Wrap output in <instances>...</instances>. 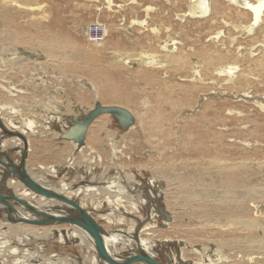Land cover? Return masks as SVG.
I'll return each mask as SVG.
<instances>
[{
  "label": "rangeland",
  "instance_id": "rangeland-1",
  "mask_svg": "<svg viewBox=\"0 0 264 264\" xmlns=\"http://www.w3.org/2000/svg\"><path fill=\"white\" fill-rule=\"evenodd\" d=\"M32 1L35 2V0ZM195 1L38 0L49 12V23L56 21L60 27L58 29L54 26L47 40L58 44V41L63 39L61 43L63 50L55 49V51L56 53L59 50L64 51L68 60L61 62L58 58L50 57L45 51L46 47L39 48L25 44L15 49L14 44L5 42L4 45H7L9 50L18 52L17 55H23V62H17L16 65L14 62H9L8 68L15 69L19 66L26 72L13 74V71L8 70L10 75L4 74L6 64L1 60L2 56L7 57V55L0 51V83L19 89V91H14L16 94H11L10 91L0 86L1 94H8L10 98L17 96L13 102L4 101L3 107L11 106L10 108L14 109L10 111L9 116H13V113L17 114L20 120L19 125L26 113L41 120L53 110L54 116L52 115L51 119L54 125L47 124L49 127L46 128H50L54 135L56 152L54 156H48V162L54 164L52 166H57V174L60 176L49 175L47 170L48 173L43 171L42 167H37L34 163L37 161H32V154L29 151L31 157L27 160V168L40 176V180L47 179L46 184L59 190L62 180L73 186L83 184L87 179H92L90 184L93 187H97V184L99 186L108 185L112 180L117 184L115 191L105 187L98 193L93 192V195H89L90 198L87 199L90 203L87 208L90 210L92 204L104 205L111 199H117L120 207L116 210L114 208V213L111 212V217L116 222L107 227L110 234L119 233L122 230L127 231L128 228L136 231L138 228L141 229V226L151 224L150 226L153 227H149L150 229L148 228L142 236L150 238L151 242L154 241L155 247L153 246L151 252L165 264H170L169 259L172 264H207L208 262V264H215L219 260H223L222 264H264V254L259 253L260 248H264V232L221 230L218 227L220 218L227 217L224 215L225 212L217 211L225 209L222 200L211 198L207 201H200L194 198L197 192L223 193L221 175L225 172L220 166L226 162L222 158L228 156L255 160L252 165L253 174L246 173L248 187L250 189L264 188V16L258 25L252 27L253 14L245 8L243 0H208L210 8L208 13L203 11L199 0ZM250 1L258 2V0ZM237 10L242 11L243 14L237 15ZM147 18L151 20V23ZM92 22L107 27L106 37L100 42L103 45L91 43L87 39L86 31ZM141 28L143 31L140 30ZM157 37L160 40H157ZM141 52H151L157 55V61L160 63L146 64L141 59L136 61L134 58ZM218 52L224 55L220 65L236 67L233 69L234 78L231 79V76L226 73L221 75L214 73L215 79L212 81L205 77L203 69H201L202 77L198 76L194 68L195 63L197 61L200 63L201 60L200 66L202 63L207 64L205 57L211 53L217 56ZM40 56L42 58H39ZM118 68L125 73L127 79H130L126 84L130 90H126V93L117 89L126 79L117 71ZM146 79L151 82L148 83ZM47 80L50 87L53 85V95L50 94L49 99L43 97L46 93ZM32 82L39 83L40 87L34 92H29L33 88L36 89L32 86ZM88 84L98 86L101 93L97 99L94 98V92H91ZM116 84L118 85L115 86ZM199 85L202 86L199 88ZM204 87L208 90H202ZM166 94L167 97L172 98V101H175L173 106L171 101L166 104L162 102ZM242 94L246 95L241 98ZM118 97H127L128 103L117 102ZM159 98L162 100L161 103H159ZM186 98L188 100L194 98L192 106L183 107V103L188 104ZM47 101L48 110L46 111L43 105ZM96 102L103 105L126 107L134 112L136 122L126 130L119 126L112 115L104 114L97 117L90 127V133L96 136L97 141L88 139L86 148L84 147L82 151H79L81 146L76 143L78 148H71L70 153L65 155L68 157L62 161L57 149L62 147V150L66 152L65 143L71 140L62 138L60 134L73 123L74 116H83V113H78L81 108L84 112ZM26 106L30 108L26 109ZM192 107L194 109L190 111ZM169 115H173V124L167 120ZM1 120L4 122L3 119ZM11 121L18 125L15 118ZM176 121L182 123V127L177 125ZM26 122L27 120L22 127L26 126ZM13 129L16 130V128ZM167 130H171L174 135L162 136ZM3 135L4 132L0 127V141ZM13 139L20 143L22 148L23 141L20 138ZM7 145L8 143L4 144L5 147H8ZM0 147L4 148L1 142ZM18 148L20 149V147L14 149ZM8 151L12 155V149L9 148ZM17 152L16 157L20 161L22 152ZM71 160L78 168L69 166L68 162ZM2 173L0 169V177ZM123 175L125 178L122 177ZM243 175L244 173L242 178ZM97 178H105L107 181L100 183ZM150 180L161 181L162 186L153 188ZM138 181L144 185L146 183V186L150 187L155 194L158 193L159 196L162 194L163 198L160 196L157 200L158 196H156L153 200L150 192L140 191L139 193L136 189H130V186L132 184L136 186L134 183ZM6 189L13 190L7 186ZM122 192L126 193L122 194ZM81 196L83 197L82 194L74 195V198ZM28 200L39 207L36 199ZM162 201L168 203L172 212L177 213L178 223H176L177 225L183 223L186 233L177 231V227L174 228V221L167 227L164 226L165 216L163 217L158 211L160 210L159 203ZM244 201L247 210L250 211L248 214L250 216L257 214L254 220L263 222L264 193L260 197H245ZM111 207L114 206L111 205ZM99 211L101 213L98 211L95 213L100 223L105 224L106 219H103L104 217L100 214L110 213L111 210L101 209ZM4 215H6L4 209L0 208V241L12 240L10 243L19 248L9 257L3 256L6 264H16V262L17 264H69L71 258L76 257L84 264L90 263L94 254L93 248L87 250L82 245L74 244L75 242L68 243L66 240L61 242L55 235L52 236L53 238L48 235L47 239L43 234L33 236L27 245L19 247L13 243L18 240V235L11 233L6 225H1L5 222L4 220L8 221L4 219ZM31 215L28 216L36 217L35 214ZM141 221L142 224H139ZM26 224H18V226L22 229ZM40 226L42 225H33V227ZM120 245L116 243L112 247ZM134 247L131 249L124 246L125 251L121 252L122 255L137 250V245Z\"/></svg>",
  "mask_w": 264,
  "mask_h": 264
},
{
  "label": "bare ground",
  "instance_id": "bare-ground-1",
  "mask_svg": "<svg viewBox=\"0 0 264 264\" xmlns=\"http://www.w3.org/2000/svg\"><path fill=\"white\" fill-rule=\"evenodd\" d=\"M42 1V0H41ZM113 1V0H112ZM133 1V0H132ZM195 1V0H193ZM197 1V0H196ZM195 1V2H196ZM237 1V0H236ZM235 1V2H236ZM106 2V1H105ZM230 2V1H229ZM232 2V1H231ZM234 2V3H235ZM244 2V5H245V8H247L248 10H250L253 14V24H252V27L258 25L261 20H263V16H264V0H258V2H252L250 0H243ZM51 3V2H50ZM113 3V2H112ZM199 4L201 5V7L203 8V11L205 13H208L209 12V4H208V0H203V3H202V0H199ZM242 4V3H241ZM234 5V4H233ZM147 6V5H146ZM237 6V5H236ZM50 8V7H49ZM113 8V7H112ZM146 8V7H145ZM198 8V7H197ZM192 9V8H191ZM100 10V9H99ZM238 11V10H237ZM213 12V11H212ZM150 13V12H149ZM157 13V12H156ZM237 15H242L243 12L242 11H238L236 12ZM250 13V12H249ZM156 15V14H155ZM209 15H211V13H209ZM208 16V15H206ZM163 17V16H162ZM210 17V16H209ZM238 17V16H237ZM241 17V16H240ZM236 18V17H234ZM149 19V18H147ZM163 19V18H161ZM166 19V18H165ZM164 19V20H165ZM146 20V19H145ZM150 20V19H149ZM153 20V19H152ZM158 20V19H157ZM239 20V19H238ZM147 21V20H146ZM161 21V20H160ZM154 22V21H153ZM150 23H151V20H150ZM263 23V21H262ZM155 24V23H154ZM146 25V24H145ZM152 25V24H151ZM54 26H56V28H60L57 24H56V21H52L51 23H49V12L48 10L45 8V6L38 2V0H35L32 1V0H0V51L4 54L7 55V57L5 56H2V60L1 61H4V63L6 64V68L4 69V74L6 75H10L9 71H13V74L14 73H17V74H24V72H26V70L22 69V67H19V66H16L15 69H10L8 68L9 66V62H14V64L16 65L17 62H23V55L20 56V55H17V53L15 52H12L11 50H9L8 46L7 45H4L5 42H9V44H14V48L16 49L17 46H23L25 44H29V45H32V46H37L39 48H44L46 47V52L47 54L50 55V57H53V58H58L61 62H67L68 60V57L66 55V53L64 51H61L59 50L58 53H56L55 49H62L63 50V45H61V43H63V39H61L60 41H58L59 43L56 44V42H51L49 40H47V37L49 35H51V32H52V29L54 28ZM249 26V25H248ZM261 26V25H260ZM146 27V26H145ZM155 27V26H154ZM179 27V26H177ZM117 28V27H116ZM162 28V27H161ZM159 28V29H161ZM172 28V27H171ZM126 29V28H125ZM124 29V30H125ZM129 29V28H128ZM163 29V28H162ZM169 29V28H168ZM105 30H106V33H107V27H105ZM142 30V28L140 29ZM177 30V29H176ZM181 30V29H179ZM143 31V30H142ZM145 31V30H144ZM167 31V30H166ZM166 31H165V34H166ZM176 32V31H175ZM174 32V33H175ZM163 34V33H162ZM169 34V33H168ZM171 34V33H170ZM218 34V33H217ZM153 35V34H152ZM179 35V34H178ZM140 36V35H139ZM173 36V34H172ZM181 36V35H180ZM164 37V36H163ZM153 38V37H152ZM158 38V37H157ZM162 38V37H161ZM182 38V37H181ZM180 38V39H181ZM214 39V38H213ZM216 39V38H215ZM157 40H160L159 38ZM168 41V40H167ZM142 42V41H141ZM238 42V41H237ZM105 43V41H104ZM156 43V42H155ZM178 43V42H177ZM8 44V45H9ZM100 44V43H98ZM168 44V43H167ZM100 45H103V44H100ZM142 45L144 46V44L142 43ZM49 46V47H48ZM154 46V45H153ZM166 46V45H165ZM175 46V45H174ZM178 46V45H177ZM182 46V45H181ZM180 46V47H181ZM98 47V46H97ZM178 47V48H180ZM240 47V46H238ZM21 48V47H20ZM19 48V49H20ZM30 48V47H29ZM100 48V47H99ZM107 48V47H106ZM177 48V49H178ZM24 49V48H23ZM27 49V48H26ZM110 49V48H109ZM114 49V48H113ZM184 49V48H182ZM18 50V49H17ZM22 50V48H21ZM29 50V49H27ZM164 50V48H163ZM181 50V49H180ZM25 51V50H24ZM32 51V50H31ZM40 51V50H39ZM184 51V50H183ZM219 51V50H218ZM227 51V50H226ZM20 52V51H19ZM26 52V51H25ZM123 52V51H122ZM166 52V51H164ZM21 53V52H20ZM30 53V52H29ZM40 53V52H39ZM157 53V52H156ZM162 53V52H161ZM186 53V52H185ZM225 53V52H224ZM227 53V52H226ZM230 53V52H229ZM23 54V53H22ZM31 54V53H30ZM36 54V53H35ZM137 54V53H136ZM166 55V53H164ZM174 54V52H173ZM191 54V52H190ZM235 54V53H234ZM28 55V54H27ZM124 55V54H123ZM138 56H136V58H134L136 61H138L137 59H141L143 60L146 64H155L157 61V55L155 54H151L150 53H144V52H141V53H138L137 54ZM182 55V54H181ZM31 56V55H30ZM34 56V55H33ZM36 56V55H35ZM133 56V55H132ZM180 56V55H179ZM228 56V55H226ZM234 55H232L233 57ZM237 56V55H235ZM47 57V56H45ZM118 57V56H117ZM139 57V58H138ZM183 57V56H182ZM231 57V56H230ZM9 58V59H8ZM33 58V57H32ZM35 58V57H34ZM39 58H42L41 56ZM128 59V57H125ZM176 58V57H175ZM197 58V57H196ZM238 58V57H237ZM133 59V60H134ZM172 59V58H170ZM178 59V58H177ZM185 59V58H184ZM205 59L208 61L207 64H201L200 66V63H201V60H200V63L197 61L195 63V71H196V74H198V76H201L202 77V72H201V69H203L205 71V77H208L210 80L214 81L213 79L214 78V73H217L218 75H221V74H228L231 76V79L234 78V75H235V71L233 69H235L236 67H233V66H222L220 65L221 61L224 59V55H222L220 52L217 53V56L215 54H212L209 55L208 57L206 56ZM227 59V58H226ZM37 60V59H36ZM44 60V59H43ZM164 60V59H163ZM179 60V59H178ZM233 60V58H232ZM25 61V60H24ZM28 61V60H27ZM54 61V60H53ZM56 61V60H55ZM226 61V60H225ZM229 61V60H228ZM236 61V60H234ZM238 61V60H237ZM242 61V60H241ZM44 62V61H43ZM123 62V61H122ZM127 62V61H126ZM165 62V61H164ZM167 62V61H166ZM172 62V61H171ZM170 62V63H171ZM193 62V61H192ZM231 62V60H230ZM229 62V63H230ZM51 63V62H49ZM57 63V62H56ZM141 63V61L139 62ZM160 63V62H158ZM44 64V63H43ZM132 64V63H131ZM164 64V63H163ZM167 64V63H166ZM187 64V63H186ZM225 64V63H224ZM67 65V64H66ZM144 65V64H143ZM162 65V64H161ZM182 65V64H181ZM184 65V64H183ZM190 65V64H189ZM50 66V65H49ZM61 66H64L61 64ZM122 66V65H121ZM192 66V65H191ZM47 67V66H46ZM130 67V66H128ZM169 66H167L168 68ZM201 67V68H200ZM240 67V66H239ZM59 68V66H58ZM65 68V67H64ZM116 68V67H115ZM122 68V67H121ZM182 68V67H181ZM190 68V67H189ZM178 69V68H177ZM186 69V68H185ZM214 69H216V71H214ZM2 70V68H1ZM63 70V69H62ZM158 70V69H157ZM193 70V69H192ZM243 70V69H242ZM59 71V70H58ZM117 71L119 73H121L124 77H126L125 82L117 87V89H120L121 92H124L126 93V90H130L129 88H127V83L130 81V79H127L128 77L125 75L124 72H122L119 68L117 69ZM175 71V70H174ZM187 71V70H185ZM208 71H209V74H208ZM63 72V71H62ZM173 72V71H172ZM180 72V71H179ZM188 72V71H187ZM186 72V73H187ZM194 72V71H193ZM240 72V71H239ZM238 72V73H239ZM53 73V72H52ZM191 73V72H190ZM241 73V72H240ZM66 74V73H65ZM54 75V74H53ZM180 75V74H179ZM191 75V74H190ZM239 75V74H238ZM52 76V75H51ZM173 76V75H172ZM65 77V76H64ZM194 77V76H193ZM200 77V78H201ZM242 77V76H241ZM244 77V76H243ZM58 78V77H57ZM56 78V79H57ZM148 78V77H147ZM199 78V77H198ZM225 78V77H224ZM230 78V77H229ZM236 78V77H235ZM197 79V78H196ZM208 79V80H209ZM227 79V78H225ZM230 79V80H231ZM245 79V78H244ZM63 80V79H62ZM149 83V81L151 82V80L149 79H146ZM155 80V79H153ZM190 80V79H189ZM206 80V79H205ZM206 80V81H208ZM243 80V79H242ZM250 80V79H249ZM175 81V80H174ZM204 81V82H206ZM158 82V81H157ZM163 82V81H162ZM161 82V83H162ZM187 82V81H186ZM191 82V81H190ZM198 82V81H197ZM238 82V81H237ZM9 83V81L7 82ZM156 83V82H155ZM180 83V82H179ZM185 83V82H184ZM189 83V82H188ZM219 83V82H218ZM3 84V83H2ZM0 83V86L2 87V89L6 90V91H10L11 94H16L14 91H19V89L15 86H5V85H2ZM171 84V83H170ZM175 84V83H174ZM198 84V83H197ZM196 84V85H197ZM201 84V83H200ZM203 84V83H202ZM118 84H116L115 86H117ZM167 85V84H166ZM172 85V84H171ZM206 85V84H205ZM212 85V84H211ZM232 85V84H231ZM248 85V84H247ZM176 86V85H175ZM185 86V85H184ZM200 86L202 85H199V88ZM68 87V86H67ZM66 87V88H67ZM88 87L90 88L91 92H94L93 95H94V98L97 99L99 97V94L101 93V91L99 90L98 86H96L95 84H88ZM183 87V86H182ZM188 87V86H187ZM191 87V86H190ZM193 87V86H192ZM70 88V87H69ZM175 88V87H174ZM152 89V88H151ZM162 89V88H160ZM169 89V88H168ZM188 89V88H187ZM163 90V89H162ZM183 90V89H182ZM202 90H208L206 89V87L202 88ZM68 91V90H67ZM171 91V90H170ZM185 91V90H184ZM120 92V93H121ZM145 92V90H144ZM151 92V91H150ZM200 92V91H199ZM202 92V91H201ZM149 93V92H148ZM136 94V93H135ZM189 94V93H188ZM200 94V93H199ZM207 94V93H206ZM127 95V94H126ZM156 95V94H155ZM246 94H242L241 95V98L244 97ZM150 96V95H149ZM169 96V95H168ZM175 96V95H174ZM183 96V94H182ZM186 96V95H185ZM198 96V95H197ZM128 97V96H127ZM127 97L123 98V97H118L116 98V101L119 102V103H128V100H127ZM158 97V96H157ZM163 97V96H162ZM203 97V96H202ZM257 97V96H256ZM163 101L159 98V103H161V101L166 104L168 102H172V106L174 104V100L172 101V98L171 97H167V94L166 96L163 97ZM191 98V97H190ZM205 98V96H204ZM203 98V99H204ZM247 98V97H246ZM150 100L152 98H149ZM194 99V98H193ZM193 99L191 100H188L186 98V102L189 104H185L183 103V107L184 106H187V107H190L192 106V103H193ZM197 99V98H196ZM251 100V99H250ZM179 101V99H178ZM151 102V101H150ZM149 102V104H150ZM180 102V101H179ZM259 103V102H258ZM180 104V103H179ZM182 104V103H181ZM180 104V105H181ZM103 105V104H102ZM103 106H109V105H103ZM116 106H119V105H116ZM122 107V106H121ZM181 107V106H180ZM194 107V106H193ZM190 108V111H193L194 108ZM94 108V105H92V107H90L89 109H83V111L85 112H82L81 109L80 111L78 112L79 114L83 113L82 115H86L87 113H89L92 109ZM126 108V107H124ZM178 108V107H177ZM128 109V108H127ZM189 109V108H187ZM186 109V110H187ZM130 110V109H128ZM185 111V110H184ZM183 111V112H184ZM189 111V110H188ZM58 112V110H57ZM130 112L132 113V115L134 116V123L136 122V116L134 114L133 111L130 110ZM104 114H109L111 115V113H103L101 115H104ZM99 115V116H101ZM54 116V115H53ZM58 116V115H57ZM60 116V115H59ZM98 116V117H99ZM172 116L173 115H169V117L167 118V120L173 124V120H172ZM56 117V116H55ZM61 117V116H60ZM0 118L4 120V124L5 126H7L9 129L13 130V131H17V132H20L24 135V137L26 138V141H27V144H24L22 146V148H18V149H14V148H17L19 145L16 146H13V142H11V146L14 147L12 150L13 151H20V152H25V154H27V156H29V151H30V143H29V138L27 136L28 132L30 131H36V127L41 125L39 122V124L36 122V120H33V119H30L28 122H26V126L25 127H22V128H19V126L11 121V119H8L6 120L5 118H3L1 115H0ZM97 118V117H96ZM95 118V119H96ZM44 119V118H43ZM95 119L90 123L89 125V128H88V131L86 133V138H85V144H83L81 147H80V150L79 151H82L83 148L85 147L86 148V143H87V140L90 139V140H93L94 142H96V136L93 135V133H90V127L92 125V123L95 121ZM176 120V119H174ZM180 120V118L178 119ZM40 121V120H39ZM178 121H176L177 123ZM187 122V121H186ZM134 123L132 125H134ZM188 124H190L189 122H187ZM180 125L182 127V123H177V125ZM43 125V124H42ZM131 125V126H132ZM176 125V124H175ZM174 125V126H175ZM50 126V125H49ZM47 125V127H49ZM142 127H144L143 125H141ZM13 127L16 128V130L13 129ZM18 128V129H17ZM130 127L128 128H123V129H126L128 130ZM38 132V130L36 131ZM180 132V131H178ZM26 133V134H25ZM64 133V132H63ZM134 134V133H133ZM181 134H183L181 132ZM62 135V134H60ZM163 135H167V136H172L174 135L173 132H171V130H167V131H164V134ZM175 135L176 132H175ZM132 136V135H130ZM3 138V141L5 142L6 140L8 139H13V138H19V137H5V134L3 136H1ZM129 137V136H127ZM133 137V136H132ZM155 138V137H154ZM178 138V136H177ZM176 138V139H177ZM21 139V138H20ZM98 139V138H97ZM22 140V139H21ZM23 141V140H22ZM90 142V141H88ZM92 142V141H91ZM24 143V141H23ZM111 143V142H110ZM13 144V145H12ZM10 145V144H8ZM126 145V144H125ZM130 145V144H128ZM127 145V146H128ZM113 147V146H112ZM124 147V146H123ZM5 149H8L6 147H4ZM92 150L93 147H91ZM126 148V147H125ZM176 148V147H175ZM91 150V149H90ZM118 151V150H117ZM124 151V150H123ZM150 151V150H149ZM100 152V151H99ZM172 152V151H171ZM128 153V152H127ZM10 157L11 154L9 153ZM125 155V154H124ZM161 155V154H160ZM77 156V155H76ZM119 156V155H118ZM121 156V155H120ZM123 156V155H122ZM79 157V156H77ZM101 157V156H99ZM13 158V157H12ZM241 159H237V158H231V156H228L226 158H222L224 159L226 162L224 164H222L220 166V168L223 169V171L225 172L224 174L221 175V180H222V184H223V188H224V191L223 193H217V192H213V193H209V192H197L194 196V198L196 200H200V201H207V200H210L211 198H213V200H222L223 202V206L225 207V209H219L217 211L223 213L225 212L224 215H226L227 217H225V219L223 218H220V225H218L219 229L221 230H226V231H237V232H241L242 230H250V231H260V232H264V221L263 222H256L254 220V216H257V214H255L254 216H250V214H248V212L250 213L249 210H247L246 206H245V197H249V198H254V197H260L262 196V193H264V188H260V189H256V188H253V189H250L248 186V180H246V173L248 174H253V169H252V165H253V162L255 160L253 159H250V158H243V157H240ZM14 159V158H13ZM92 159V158H91ZM101 159V158H100ZM140 159V158H139ZM27 160H28V157L26 159V168H27ZM84 160V159H83ZM3 161H5L3 159ZM14 161L16 163H19V160H15ZM78 162V161H77ZM110 162V161H109ZM69 163V166L70 167H74L76 166L75 162L73 160H71ZM218 163V162H217ZM77 165H80V164H77ZM61 167V166H60ZM77 167V166H76ZM91 167V166H90ZM78 168V167H77ZM82 168V167H81ZM124 168V167H123ZM216 168V167H215ZM0 169L3 171L4 170V166L2 164H0ZM43 171L45 170L46 173L49 172V175H52V176H58L59 174L58 173V170H57V166H51V167H42ZM74 169V168H73ZM72 169V171H73ZM90 169V168H88ZM94 169V167L92 168ZM28 170V168H27ZM48 172H47V171ZM76 171V170H75ZM78 171V170H77ZM92 171V170H91ZM118 171V170H117ZM30 172V175L32 177H34V179H36L37 181H40L42 184H44L45 186L53 189V190H57V191H60L62 193H65L66 195H69L71 196L72 198H74V195H80L82 194L83 197L81 196L80 198H74L76 199L83 207H85L86 209L89 201L87 200L90 196H92L93 192H97L100 191V189H105L106 188H111V190H114L117 186V184H115V182H113V180L110 182V184L108 185H104V186H99L97 184V187H93L90 183L92 182V179H87V181H85V183L83 184H80V185H75L73 186L72 184H68L66 183V181H61L60 184V190L59 189H56V188H53L50 184H46L48 183L47 182V179H44V180H40V176H37V174ZM122 173V172H121ZM124 173V172H123ZM244 173L243 175V178H242V174ZM117 174V172H116ZM132 174V173H131ZM217 174V173H216ZM215 174V178L217 177V175ZM125 175V174H124ZM124 175L122 177H124ZM135 175V173L133 174ZM60 176V175H59ZM107 176V175H105ZM114 176V175H113ZM117 176V175H116ZM127 176V175H126ZM83 177V176H82ZM131 177V176H130ZM136 177V176H135ZM11 178V180L9 181V179ZM61 178V177H60ZM85 178V177H84ZM107 178V177H106ZM125 178V177H124ZM129 178V177H128ZM94 179V178H93ZM98 179V178H97ZM123 179V178H122ZM146 179V178H145ZM118 180V178H117ZM130 180V179H129ZM149 180V179H148ZM216 180H218V178H216ZM44 181V182H43ZM98 181L100 183H103V182H106L107 179H103V178H99ZM119 181V180H118ZM132 181V180H131ZM130 181V182H131ZM15 182H17L15 184ZM19 180L16 179L15 177L13 176H10L8 179H7V182L5 183V186H4V190L5 191H13L15 192L14 190H7L6 189V186L8 185V183H11L12 186L11 188H17L19 187ZM50 182V181H49ZM129 182V181H128ZM135 182V181H134ZM152 182V185L153 188L154 187H161L162 186V183L161 181H151L150 180V183ZM21 183V182H20ZM109 183V182H108ZM145 183V182H144ZM22 184V183H21ZM130 184V183H129ZM132 184V183H131ZM136 184L135 185H131L130 186V189H136V192L139 191H144L147 193L150 192L152 195H153V200L156 199V196L157 197V200L160 199V196L162 197V194H160V196L157 194H155L152 189L148 186H146V183L145 185L140 183L138 181V183H134ZM24 185V184H23ZM126 185V184H125ZM155 185V186H154ZM96 186V185H95ZM122 187V186H121ZM120 187V188H121ZM163 188V187H162ZM164 188L166 189V185H164ZM61 189H63V191H61ZM123 189V188H122ZM160 189V188H159ZM90 190H93V191H90ZM90 191V192H89ZM115 191V190H114ZM128 191V190H127ZM135 191V190H134ZM159 191V190H158ZM162 191V190H161ZM16 193V192H15ZM100 193V192H99ZM123 193H126V192H122ZM128 193V192H127ZM142 193V192H141ZM149 193V194H150ZM166 193V192H165ZM17 195H19L20 197L26 199H31V200H34L36 199V201H38L39 203V207L36 206L32 201L28 200L31 204H33L34 206H36L38 209H42V210H45L47 212H50L54 215H60L61 213H68V209H63V208H56L55 206H58V205H63V204H56L55 201L53 200H49L48 198L44 197V196H37L35 193L31 192L28 188H26V186H22L20 189L17 190ZM118 195V194H116ZM121 195V194H120ZM119 195V196H120ZM114 196V195H112ZM118 196V197H119ZM123 197V196H121ZM168 197V196H167ZM96 198V197H95ZM110 198V196H109ZM163 198V197H162ZM97 199V198H96ZM106 199V198H105ZM116 199V198H115ZM27 200V199H26ZM91 200V199H90ZM100 200V199H99ZM102 200V199H101ZM124 200V199H123ZM104 201V200H103ZM126 201V200H125ZM128 201V200H127ZM150 201V200H149ZM87 202V203H86ZM91 202V201H90ZM117 199L116 200H112L109 201V203H106L104 205H97V204H92V208L91 210V213L92 215L100 222V220L98 219V216L95 212H100L99 210H111L110 213H105V214H100L101 216H103L102 218L103 219H106L105 220V224L103 223H100L101 226L104 228V230L107 232V234H104V241H105V244L107 245L108 247V250L110 251V253L116 257H121V256H125V255H122L121 252L125 251L123 249L124 246H128L130 247L131 249L132 248H135L134 246L136 245H140L142 246V248H144L146 251H150L151 252V249L154 248L155 246L153 245L154 241L151 242V239L150 238H145L143 237L142 235L145 234L148 230V228H152L150 225L151 224H147L146 226H141V229L138 228L136 231H134L133 229L132 230H122L124 233H120L122 231H120L119 233H111L108 231L107 227H110L109 225L111 224H115L113 218L111 217V212L114 213V208L115 210L116 209H119L120 207V204L117 202ZM154 202V201H153ZM165 204V205H164ZM15 207H16V215L17 216H21V217H26V218H35V217H30L28 215H34V213L30 212L29 210H26L25 208H23L22 206H20L19 204H16L14 203ZM111 205H113L114 207H111ZM126 205V204H125ZM129 205V204H128ZM167 205V207H166ZM123 206V205H122ZM127 206V205H126ZM63 207V206H61ZM125 207V206H124ZM136 207V206H135ZM139 207V206H138ZM156 207V206H155ZM0 208H3L2 206H0ZM22 208V210H21ZM158 208V207H157ZM171 207L168 205V203H165V201L162 203H159V209L158 210L159 212H161V214L163 215V217L165 218V222H164V226H168L170 225V223H173V221L175 222V225H174V228L177 229V231H180L182 233H186L185 229L183 228L184 227V224H179L177 225V221L176 220L177 218V213L175 214L174 211L172 212V208L170 209ZM4 209V208H3ZM71 209V208H69ZM107 209V210H106ZM94 210H96L94 212ZM163 210V211H162ZM71 211V210H69ZM126 211V210H125ZM122 212V211H121ZM157 212V211H156ZM189 212V211H188ZM5 213V212H4ZM101 213V212H100ZM6 214V213H5ZM124 214V213H123ZM126 214V213H125ZM31 215V216H32ZM115 215V214H114ZM36 216V215H34ZM38 217V216H36ZM116 217V216H115ZM132 217V216H131ZM151 217V216H150ZM194 217H198V215H194ZM208 217V216H207ZM147 218V217H146ZM4 219H7V214L4 215ZM119 219V218H118ZM124 219V218H123ZM139 219V218H138ZM8 220V219H7ZM218 220V219H217ZM5 222H3L1 225H6L8 230L11 231V233H15L16 235H18V240H16V242H13V243H16L19 247H21L20 245H27L30 241V238L33 237V236H37V235H41L43 234L44 235V238L47 239L46 236L50 235L51 237L52 236H56L59 241L61 242H64L66 240V242L68 243H72V242H75L74 244H78V245H82V247H84L85 249L89 250V249H92L93 248V256L91 258V261L89 264H108L107 262H104L102 261V259L100 258L99 254H98V250L96 248V244H95V241L94 239L92 238V236L86 231L84 230L83 228L77 226V225H74V224H67V223H50V224H44V226H40V227H33V225L31 226V224H26L24 222H17V223H13V222H9V221H6L4 220ZM138 221V220H137ZM181 221V220H180ZM156 222V221H155ZM154 222V223H155ZM163 222V221H162ZM177 222V223H176ZM120 223V222H119ZM217 223V224H219ZM229 223V224H228ZM18 224H26L25 226H23L24 228L20 229V226H18ZM139 224H142V221L139 223ZM204 225V224H203ZM48 228H47V227ZM133 226V225H132ZM155 227V226H154ZM162 226H160L161 228ZM200 227V226H199ZM204 228V226H201ZM149 228V229H150ZM165 228V227H164ZM195 228V227H194ZM175 229V230H176ZM167 230V229H166ZM1 232V231H0ZM173 233V232H172ZM14 234V235H15ZM58 234V235H56ZM174 237V236H173ZM49 238V237H48ZM53 238V237H52ZM55 238V237H54ZM56 238V239H57ZM66 238V239H65ZM51 239V238H50ZM58 241V240H57ZM10 242L11 241H0V251L2 253H0V260L6 264V260H5V257L6 256H10L13 252L16 253V251H18V247H16L15 245H12ZM53 242V241H52ZM178 242V241H177ZM116 243H120L121 245L119 247H112V245H116ZM123 243V244H122ZM246 243V242H245ZM62 246V245H61ZM154 246V247H153ZM157 249V248H156ZM24 250H28V249H24ZM162 252V251H161ZM14 253V254H15ZM88 253V252H87ZM260 254H264V248H260V251H259ZM125 254V253H123ZM128 254V253H127ZM153 254V253H152ZM2 255V256H1ZM155 255V254H154ZM5 256V257H3ZM89 256V255H88ZM87 256V258H88ZM61 257V256H60ZM7 258V257H6ZM30 258V257H29ZM58 258V257H57ZM85 258V257H84ZM86 258V259H87ZM90 258V257H89ZM222 258V257H221ZM11 259V258H10ZM178 259V258H177ZM176 259V260H177ZM23 260V259H22ZM61 260V259H60ZM68 260V259H67ZM171 264H172V261L171 259H169ZM225 260V259H224ZM10 261V260H9ZM17 261V260H16ZM218 260H216L217 262ZM23 262V261H22ZM66 263V261H64ZM81 262V264H84L82 260H79L78 257L76 258H71V260L69 261V264H79ZM195 262V261H194ZM200 262V261H199ZM174 263V262H173ZM209 263V262H208ZM207 263V264H208ZM223 263V260H219L218 263H215V264H222ZM9 264V263H8ZM12 264V263H11ZM17 264V262H16ZM48 264V263H47ZM64 264V263H63ZM211 264V263H210Z\"/></svg>",
  "mask_w": 264,
  "mask_h": 264
},
{
  "label": "water",
  "instance_id": "water-1",
  "mask_svg": "<svg viewBox=\"0 0 264 264\" xmlns=\"http://www.w3.org/2000/svg\"><path fill=\"white\" fill-rule=\"evenodd\" d=\"M103 113H111V115L117 120L119 126L123 128L130 127L135 121L134 116L127 108L116 105L103 106L100 102H96L94 104V108L86 115L82 117H73V123L64 133H62V138L74 141L78 144V146H82L85 144L86 133L90 123ZM0 127L5 134V137H19L24 141V144H27L24 135L20 132L9 129L2 122L1 118ZM0 142L1 144L4 142L3 138ZM27 157V154L23 152L19 163H16L14 159L10 157L8 149L0 147V164L4 166L2 176L0 177V206L4 208V212L7 214L9 222H24L33 225H44L50 223L74 224L83 228L92 236L100 258L108 264H165L158 260L154 254L150 253V251H146L140 245H137V250L128 254L126 253L124 254L125 256L116 257L112 255L104 241V234H107V232L101 226L100 222L92 215L91 211L83 207L71 196L60 191L53 190L42 184L40 181L34 179L26 168ZM3 159L5 161H3ZM10 176L18 179L22 184H24V186H26V188L35 193L37 196H44L49 200H53L57 205L63 204L55 207L63 209L67 208L68 213L54 215L45 210L38 209L28 200L20 197L13 191H5L4 186ZM14 203L19 204L38 217L26 218L17 216L15 213L16 207ZM169 263L171 264L170 260ZM0 264L4 263L0 260Z\"/></svg>",
  "mask_w": 264,
  "mask_h": 264
},
{
  "label": "crops",
  "instance_id": "crops-1",
  "mask_svg": "<svg viewBox=\"0 0 264 264\" xmlns=\"http://www.w3.org/2000/svg\"><path fill=\"white\" fill-rule=\"evenodd\" d=\"M47 79H49L48 76H47ZM48 82L49 81L47 80L46 93L43 95V97L46 98V99H49V95L50 94H51V96L53 95V88H52L53 85H51V87H50L49 84H48ZM42 84H44V82ZM32 86H35L36 89L33 88L29 92H34V91L38 90L39 87H40V84L39 83L32 82ZM43 87H45V86H43ZM16 98H17V96L10 98L8 96V94H1L0 93V115L2 117L4 116L3 118H5L6 120H8V119L13 120L15 118V121L18 123V122H20V120H18V115L17 114H14L13 113V116H9L10 115V111H12L14 109L10 108L11 106H8V107L5 106V107H3L4 101H11V102H13V101L16 100ZM28 100L31 101V99H28ZM47 104H48V101L44 104L45 106L43 105V107L45 108L46 111L48 110V108H46ZM28 108H30V107L29 106H26V109H28ZM11 115H12V113H11ZM52 115H53V110H52V113L46 115V117H43L44 119L42 118L39 121L34 116H31L30 114L26 113L25 116L22 117V119H23V121H21V124L22 125L21 124L19 125V123H18L19 128H21L24 125L25 120H27V122H28L30 119L36 120L37 123L39 122L41 124V125H39V126L36 127V131L38 130L37 133H36V131L35 132L34 131H30V132H32L30 134V136H29V133L30 132H28V134H27V136L29 138V143H30V152L32 154V161L33 162L34 161H37V162H34L35 165H37V167H44L45 165L47 167H50V166L54 165V164H50V162H48V156L49 155L54 156V154L56 152V144H55L54 135H53L52 131L50 130V128H46L47 127V124H50V126H53L54 125L53 119H51ZM39 127H40V129H39ZM13 128H15V127H13ZM11 142H13V144H14V145L12 144L13 146H16L17 147V145H19L18 147L21 148L20 143L15 142L14 139H9V140H6L5 142H3V147H5L4 144H7L8 143L10 145H7L8 147H6V148L13 149V148L9 147V146H11ZM66 142H67V143H65L66 146H67L66 147V150H67L66 152H64L62 150V147H59L57 149L58 150V155H59V157H61V160L62 161H64L66 159V157H68V156H65V155H68L70 153L71 148H73V149H77L78 148L76 142H74V141H66ZM72 142H74V143H72ZM71 144H74V145H71ZM17 153H18L17 151H13L12 150V155L11 156L15 160H18V158L16 157V154ZM31 154H29L28 158L31 157ZM10 180H11V178L9 179V181ZM16 183L17 182H15V184ZM19 184L20 185L17 188H13L12 187V189L16 193H17V190L18 189H20L22 186H24L20 182H19ZM11 186H12V184L11 183H8L7 187L10 188ZM26 199L28 200V198H26Z\"/></svg>",
  "mask_w": 264,
  "mask_h": 264
},
{
  "label": "built area",
  "instance_id": "built-area-1",
  "mask_svg": "<svg viewBox=\"0 0 264 264\" xmlns=\"http://www.w3.org/2000/svg\"><path fill=\"white\" fill-rule=\"evenodd\" d=\"M86 34H87V39L91 43L98 44L105 39L106 30H105V27L103 25H100L97 22H92L89 25V27L86 31Z\"/></svg>",
  "mask_w": 264,
  "mask_h": 264
}]
</instances>
